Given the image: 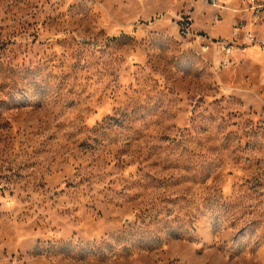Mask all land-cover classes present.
<instances>
[{"label":"rangeland","instance_id":"obj_1","mask_svg":"<svg viewBox=\"0 0 264 264\" xmlns=\"http://www.w3.org/2000/svg\"><path fill=\"white\" fill-rule=\"evenodd\" d=\"M219 2L0 0V264H264V50L178 21Z\"/></svg>","mask_w":264,"mask_h":264},{"label":"built area","instance_id":"obj_2","mask_svg":"<svg viewBox=\"0 0 264 264\" xmlns=\"http://www.w3.org/2000/svg\"><path fill=\"white\" fill-rule=\"evenodd\" d=\"M213 6H219L220 10H225L226 5L220 4V0H206ZM241 5L234 9L235 15L231 20V37L215 41L213 38L202 33L191 31V17L185 15L179 18L180 29L184 35H192L200 40L203 51L218 50L219 65L228 67L231 65V56L236 48L244 43L255 45L264 50V0H241ZM222 15V14H221ZM222 19L223 17L220 16ZM220 19L216 22H220ZM262 23V30H258V25ZM261 27V25H260Z\"/></svg>","mask_w":264,"mask_h":264},{"label":"crops","instance_id":"obj_3","mask_svg":"<svg viewBox=\"0 0 264 264\" xmlns=\"http://www.w3.org/2000/svg\"><path fill=\"white\" fill-rule=\"evenodd\" d=\"M230 25H231V21H230ZM230 35H231V33H230Z\"/></svg>","mask_w":264,"mask_h":264}]
</instances>
